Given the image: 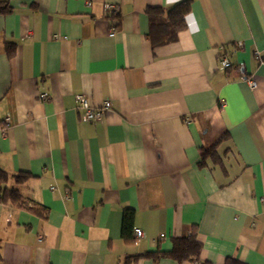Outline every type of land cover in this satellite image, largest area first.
Wrapping results in <instances>:
<instances>
[{"label":"crops","instance_id":"obj_1","mask_svg":"<svg viewBox=\"0 0 264 264\" xmlns=\"http://www.w3.org/2000/svg\"><path fill=\"white\" fill-rule=\"evenodd\" d=\"M8 1L0 168L48 213L0 202V264H264V0H192L156 46L147 8L183 0ZM79 93L112 109L86 121ZM223 133L224 166H200ZM193 232L198 260L145 255Z\"/></svg>","mask_w":264,"mask_h":264},{"label":"trees","instance_id":"obj_2","mask_svg":"<svg viewBox=\"0 0 264 264\" xmlns=\"http://www.w3.org/2000/svg\"><path fill=\"white\" fill-rule=\"evenodd\" d=\"M191 3L192 0H183L169 8L163 6L147 8V14L149 16L148 38L153 46L166 44L176 40L178 32L186 27V16L190 12ZM11 9L12 5L8 0H0V14L7 13ZM261 57L262 55L259 58L261 59ZM226 135V133H223L211 144L202 148L201 160L199 163L200 166H206L210 162L222 167L224 166V154H220L218 147ZM29 177L30 174L28 172L20 171L16 174H10L0 168V202L25 207L45 216L48 213V210L44 207L34 208V205L27 200L17 187V185L29 179ZM133 215L134 212L131 209H126L124 212V235H127V232L130 229ZM200 250L201 242L193 232L188 237L175 238L172 250L167 253L155 251L148 252L145 255L156 258L163 255H169L178 260H198Z\"/></svg>","mask_w":264,"mask_h":264},{"label":"built area","instance_id":"obj_3","mask_svg":"<svg viewBox=\"0 0 264 264\" xmlns=\"http://www.w3.org/2000/svg\"><path fill=\"white\" fill-rule=\"evenodd\" d=\"M105 10L106 12L112 13V14H117L120 10V7L116 4L113 3H106L105 4ZM117 27H112L110 31V35L114 36L117 32ZM260 57V56H259ZM218 64L221 67L228 68L231 66V61L230 58L227 55H222L218 59ZM247 81L251 87L256 86V81L252 78H247ZM48 94L47 92H40L39 93V98L42 100H47L48 99ZM76 100L78 102V108L80 110V116L82 119L89 121V122H96L102 120L104 114L112 109V101L110 99L104 100L101 104L95 105L92 104L89 99L86 97V95L79 93L76 94ZM55 187L53 186L52 189ZM135 235L137 240L141 239L144 237V232L141 228H136L135 229ZM160 237H165V234H160Z\"/></svg>","mask_w":264,"mask_h":264}]
</instances>
